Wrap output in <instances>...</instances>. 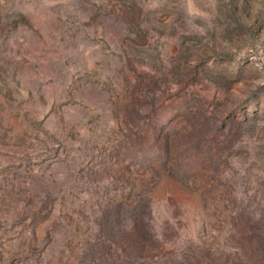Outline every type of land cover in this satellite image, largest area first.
<instances>
[{"label":"rangeland","instance_id":"1","mask_svg":"<svg viewBox=\"0 0 264 264\" xmlns=\"http://www.w3.org/2000/svg\"><path fill=\"white\" fill-rule=\"evenodd\" d=\"M260 241L264 0H0V264H264Z\"/></svg>","mask_w":264,"mask_h":264},{"label":"trees","instance_id":"2","mask_svg":"<svg viewBox=\"0 0 264 264\" xmlns=\"http://www.w3.org/2000/svg\"><path fill=\"white\" fill-rule=\"evenodd\" d=\"M243 233H241L240 234V236L241 237H246V238H248V239H251L252 241H255L256 240V242H257V240H258V237L255 235V232H256V229L255 228H250V229H243V231H242ZM262 245H264L261 241H260V248L262 247ZM261 250H264V247L261 249ZM258 252V251H257ZM260 252H262V255H261V257L262 256H264V251H260ZM238 254H236V256H237ZM240 255V257H241V253L239 254ZM239 257V256H238ZM263 260H264V258H263ZM238 261L239 262H241L242 260H241V258H238ZM242 263V262H241Z\"/></svg>","mask_w":264,"mask_h":264}]
</instances>
